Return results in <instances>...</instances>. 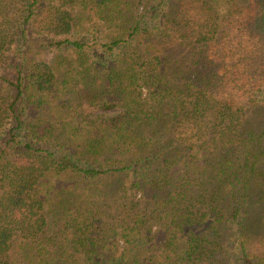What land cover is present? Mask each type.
<instances>
[{
	"label": "trees",
	"instance_id": "trees-1",
	"mask_svg": "<svg viewBox=\"0 0 264 264\" xmlns=\"http://www.w3.org/2000/svg\"><path fill=\"white\" fill-rule=\"evenodd\" d=\"M0 264H264V0H0Z\"/></svg>",
	"mask_w": 264,
	"mask_h": 264
}]
</instances>
